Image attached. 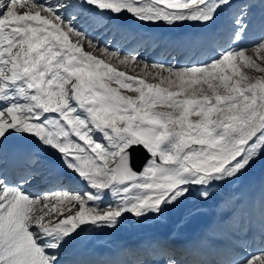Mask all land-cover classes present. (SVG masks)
Returning <instances> with one entry per match:
<instances>
[{"label":"snow or ice","instance_id":"6c2138e0","mask_svg":"<svg viewBox=\"0 0 264 264\" xmlns=\"http://www.w3.org/2000/svg\"><path fill=\"white\" fill-rule=\"evenodd\" d=\"M254 2L0 0V152L9 137H25L53 152L87 189L32 193V171L12 179L0 172V264H61V248L82 227L159 215L194 190L206 200L213 184L236 179L264 155V19L254 55L230 39L205 62H140V74L129 75L111 60L131 67L138 57L100 48L65 10L175 27L210 24L231 9L240 41L254 27ZM135 148L149 154L139 170ZM27 155L39 163L38 153ZM59 186L70 184L61 179ZM234 264H264V248Z\"/></svg>","mask_w":264,"mask_h":264},{"label":"bare ground","instance_id":"6f19581e","mask_svg":"<svg viewBox=\"0 0 264 264\" xmlns=\"http://www.w3.org/2000/svg\"><path fill=\"white\" fill-rule=\"evenodd\" d=\"M64 2H66V0H64ZM73 13L75 14L74 11ZM82 18L83 16H80L75 22L76 26H78V28L81 29H83ZM183 23L188 24V26L185 25L183 26V28H194L193 31L200 27L205 28V25L203 24L192 23V22H183ZM109 34L111 35V33ZM259 37L260 34L256 38H253L252 42H256L259 39ZM235 45L237 47H240V46H244V43L242 42V40H240V41H236ZM192 48L193 45L191 44L188 49L190 50ZM205 61L198 60L197 62H205ZM254 164L255 163H252L251 166L246 171H244L240 176H238L236 182H227V183L233 186L234 187L233 189L239 186H247L250 183H252L251 180L253 178V175L255 177V175L257 174L256 172H254L255 170L251 168L252 165ZM227 183H222V184L227 185ZM31 185H36V183L32 182ZM215 185H219V184H213V186ZM41 190H45V189L33 191L32 193H40ZM209 190L210 188L208 189V191ZM209 193L210 196L206 200H202L200 197L196 195V193L195 194L192 193L185 200L181 201V203L175 205L172 208L165 209L161 214L154 217L144 216L142 218H136L133 216L132 222L131 223L127 222V224H125L123 228H122V224H119V226L115 228L93 227L91 228L89 234L87 235L88 239L93 245H96L100 242L107 241L110 237L114 236L120 231L130 233L137 230H143L145 229L146 226L154 225V224H158L159 226H161V230L165 229L167 231H171L172 234L176 237L185 236L188 233V229H190L193 226L194 222L204 219L207 216L208 212L214 209V204L218 198L215 196L213 192L210 191Z\"/></svg>","mask_w":264,"mask_h":264},{"label":"rangeland","instance_id":"374dc122","mask_svg":"<svg viewBox=\"0 0 264 264\" xmlns=\"http://www.w3.org/2000/svg\"><path fill=\"white\" fill-rule=\"evenodd\" d=\"M254 6H255V3L253 4V6H252V8H254ZM251 8V11H254V9H252ZM262 19H264V15L262 16V18L260 19V20H262ZM259 20V21H260ZM259 21H256V20H252V22H253V25H254V27L255 26H258V22ZM253 27V28H254ZM254 29H256V28H254ZM95 42V41H94ZM254 45V44H253ZM253 45H248L247 47H245L244 49H246L247 50V48H250L251 50H249L248 51V54L249 55H254V52L252 51V48H253ZM86 47H88L89 49H92V48H90L89 46H87V45H85ZM100 46V48H103L101 45H99ZM97 53L99 54L100 53V51H99V48L97 49ZM100 55V54H99ZM124 56H127V55H123V56H121V57H124ZM129 57V56H128ZM106 59H108L107 57H105ZM111 62H113L115 65H118L119 67H122V68H124V69H127L128 71H131V72H133V73H136V74H140V68L143 66L142 65V63H140V62H137L136 64H134V65H132L131 67H126V66H124V65H119L118 64V62H117V60L115 59V58H113L112 60H111ZM142 62V61H141ZM152 63H154V62H152ZM152 63H148L149 64V66L152 64ZM245 71H247L248 73H249V75H251V76H258V75H261L260 73H257V72H255L254 70H249V69H245ZM150 79V78H149ZM129 94H131V93H129ZM262 158L264 159V156L262 155ZM260 160H261V158L260 159H258V160H256L254 163H256L255 165H254V167H256V168H254V169H256V170H261V168H260V166H259V162H260ZM258 167V168H257ZM255 172V171H254ZM223 186H221V187H216V188H212V191H214L215 193H217V194H219L220 195V193H221V191H222V188ZM130 215V214H129Z\"/></svg>","mask_w":264,"mask_h":264},{"label":"water","instance_id":"95a60500","mask_svg":"<svg viewBox=\"0 0 264 264\" xmlns=\"http://www.w3.org/2000/svg\"><path fill=\"white\" fill-rule=\"evenodd\" d=\"M138 155V158H137ZM145 153L140 150V148H135L132 152L133 164L136 169L142 164V162L146 159Z\"/></svg>","mask_w":264,"mask_h":264}]
</instances>
